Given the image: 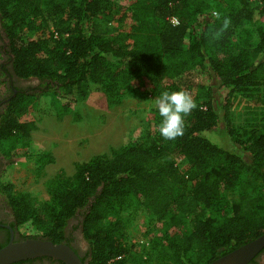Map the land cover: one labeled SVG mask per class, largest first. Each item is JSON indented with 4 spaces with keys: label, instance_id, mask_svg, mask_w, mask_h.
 Here are the masks:
<instances>
[{
    "label": "trees",
    "instance_id": "16d2710c",
    "mask_svg": "<svg viewBox=\"0 0 264 264\" xmlns=\"http://www.w3.org/2000/svg\"><path fill=\"white\" fill-rule=\"evenodd\" d=\"M225 18L229 27L214 38ZM126 21L127 29L116 33L103 27ZM0 29L14 73L45 85L36 93L20 91L1 113L6 159L16 155L13 146L31 140L37 120H62L91 85L103 109L127 94L151 97L159 126L161 92L186 89L197 103L182 137L165 140L158 128L146 141L76 162L73 174L59 168L45 181L47 200L14 194V185L0 177L19 240L66 242L70 219L83 211L88 264H208L264 233V123L255 122L242 137L244 127L230 118L235 109L254 120L264 114V0H0ZM195 69L220 81L221 97L212 85L191 81ZM221 110L235 150L209 133ZM27 113L35 119L22 120ZM178 158L185 159L184 170ZM51 161L49 152H40L37 171ZM139 215L146 228L132 241L129 229Z\"/></svg>",
    "mask_w": 264,
    "mask_h": 264
},
{
    "label": "rangeland",
    "instance_id": "374dc122",
    "mask_svg": "<svg viewBox=\"0 0 264 264\" xmlns=\"http://www.w3.org/2000/svg\"><path fill=\"white\" fill-rule=\"evenodd\" d=\"M130 1L113 0L117 5H123ZM128 24L127 21L122 24L112 22L107 27L103 24V27L110 33H116L127 29ZM43 35H47V33ZM2 76L0 72V90H3ZM188 76L191 81L212 85L217 97L222 96L224 90L220 88V81L209 77L201 69H195ZM36 83L38 81L34 78L26 82L29 85ZM145 83L144 79L136 81L138 86L145 85ZM99 95L100 91L97 86L91 85L85 98L73 102L70 114L62 120H58L55 116L37 120V128L32 131L31 140L12 147V152H16V155L6 160L0 177L3 182L8 181L14 185V194L31 192L40 199L47 200L50 198L51 192L45 181L53 176L59 168H64L68 174H73L76 162L86 161L95 154L110 152L112 148L143 142L155 136L159 125L150 114L154 104L151 97L127 94L119 105L103 109L97 104ZM220 115V124L209 133L223 147L235 150L223 110L220 111ZM230 118L235 126L241 124L244 127L241 131L242 137L250 132L255 122L257 124L264 123L263 113L254 120L252 114L244 112L242 109L233 110ZM30 119H35L33 113H27L22 117V120ZM42 151L49 152L53 161L46 163L43 170L38 172L37 160ZM177 163L180 169L186 168L184 158H178ZM146 224L144 215L135 218L132 228L129 229L132 241L141 238ZM27 228V226L22 227L21 232L27 231ZM256 264H264V253Z\"/></svg>",
    "mask_w": 264,
    "mask_h": 264
},
{
    "label": "flooded vegetation",
    "instance_id": "af4514ba",
    "mask_svg": "<svg viewBox=\"0 0 264 264\" xmlns=\"http://www.w3.org/2000/svg\"><path fill=\"white\" fill-rule=\"evenodd\" d=\"M0 48H1V69L3 72V76L1 77V81H3V90H0V116L3 112L4 108L7 106L11 97L15 96L20 91H25L28 93L39 92L45 85L43 81L40 79L34 78L38 83L34 85L26 84L29 79L21 78L14 73V69L12 66V58L13 55L8 46V39L2 29H0ZM6 158L4 155L0 153V176L4 170V163L6 162ZM83 211H79L74 217H72L66 227V235L67 241L66 243L70 244L75 251L80 255L84 262H88L89 258L87 256L89 251V246L87 242L84 240L82 233V224L81 221L83 219L82 216ZM14 219L10 214V211L7 207V204L4 199V195L0 192V246L7 244L12 237L11 229L14 230V240H19V235L16 229L13 227ZM63 261L58 260L53 257L43 256L37 257L33 259H27L20 263L13 264H63Z\"/></svg>",
    "mask_w": 264,
    "mask_h": 264
},
{
    "label": "water",
    "instance_id": "95a60500",
    "mask_svg": "<svg viewBox=\"0 0 264 264\" xmlns=\"http://www.w3.org/2000/svg\"><path fill=\"white\" fill-rule=\"evenodd\" d=\"M11 240L0 248V264H13L27 259L49 256L65 264H88L66 242L55 243L46 238L29 237L15 241L10 227ZM264 250V233L221 255L208 264H250Z\"/></svg>",
    "mask_w": 264,
    "mask_h": 264
},
{
    "label": "clouds",
    "instance_id": "9594fccd",
    "mask_svg": "<svg viewBox=\"0 0 264 264\" xmlns=\"http://www.w3.org/2000/svg\"><path fill=\"white\" fill-rule=\"evenodd\" d=\"M218 19L220 14L213 13ZM230 19L225 18L219 30L213 36L219 38L230 25ZM155 107L162 117L159 133L165 140H175L182 137L186 128V117L197 107L196 100L186 89L163 91L155 100Z\"/></svg>",
    "mask_w": 264,
    "mask_h": 264
},
{
    "label": "built area",
    "instance_id": "2783aa9c",
    "mask_svg": "<svg viewBox=\"0 0 264 264\" xmlns=\"http://www.w3.org/2000/svg\"><path fill=\"white\" fill-rule=\"evenodd\" d=\"M171 21H172L173 24H177L178 23V20L175 17H172Z\"/></svg>",
    "mask_w": 264,
    "mask_h": 264
}]
</instances>
